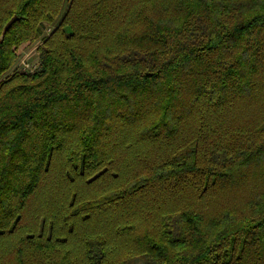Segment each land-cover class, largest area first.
Here are the masks:
<instances>
[{"label": "trees", "instance_id": "trees-1", "mask_svg": "<svg viewBox=\"0 0 264 264\" xmlns=\"http://www.w3.org/2000/svg\"><path fill=\"white\" fill-rule=\"evenodd\" d=\"M0 264H264V0H0Z\"/></svg>", "mask_w": 264, "mask_h": 264}, {"label": "rangeland", "instance_id": "rangeland-1", "mask_svg": "<svg viewBox=\"0 0 264 264\" xmlns=\"http://www.w3.org/2000/svg\"><path fill=\"white\" fill-rule=\"evenodd\" d=\"M36 48L37 42L22 44L18 50L19 58L14 64V67L16 66L22 68L24 67V63H30V65L32 66L35 63L37 57ZM31 69L34 70L35 67L32 66Z\"/></svg>", "mask_w": 264, "mask_h": 264}, {"label": "water", "instance_id": "water-1", "mask_svg": "<svg viewBox=\"0 0 264 264\" xmlns=\"http://www.w3.org/2000/svg\"><path fill=\"white\" fill-rule=\"evenodd\" d=\"M18 19V15L15 14L13 15L8 21L7 23L5 24L4 28H3V31H2V34L1 36L4 37V35L6 34V32L8 31V29L11 27V25ZM64 30L65 32L67 33H73L71 27L69 25H66L64 27Z\"/></svg>", "mask_w": 264, "mask_h": 264}, {"label": "built area", "instance_id": "built-area-1", "mask_svg": "<svg viewBox=\"0 0 264 264\" xmlns=\"http://www.w3.org/2000/svg\"><path fill=\"white\" fill-rule=\"evenodd\" d=\"M32 66H34V65H32ZM32 66L30 65V63H24V67H22V69H24V70H29V69L32 70L31 69Z\"/></svg>", "mask_w": 264, "mask_h": 264}]
</instances>
